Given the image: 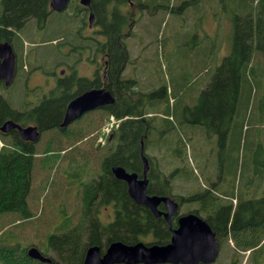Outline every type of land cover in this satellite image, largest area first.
<instances>
[{"label": "trees", "instance_id": "1", "mask_svg": "<svg viewBox=\"0 0 264 264\" xmlns=\"http://www.w3.org/2000/svg\"><path fill=\"white\" fill-rule=\"evenodd\" d=\"M199 1L202 0H194V3ZM90 2L94 13L93 23L99 26L97 33L102 35V38H95L94 45L100 50L106 49L107 62L102 67H97L91 78L74 75L65 76L63 79L55 77V84L44 95L38 91L29 94L25 86L23 88L25 94L22 97L19 95L18 99L22 101L18 104L10 102L0 92V124L5 119L12 118L22 125L37 124L41 131L49 129L44 145L39 148L40 153L37 152L36 142L20 138L15 129L10 132L0 131V264H82L89 245L99 244L103 250L113 240L127 243L138 240L159 243L169 241L171 232L166 220L162 216H155L144 205L136 203L129 196L125 181L116 178L111 171L113 165H121L128 171H136L139 174L142 172L141 140L144 145L143 153L149 161L148 192L171 195L179 201V204L181 202L195 204L189 211H195L206 219L221 245L223 242H229V239L232 240V252L228 260H223L219 264H240L239 255L246 251L249 252V259L255 252L260 254L264 249V187L263 189L260 187L261 181H264V172L261 174L250 172L255 178L249 181L258 180L255 184L257 193L253 197H246L250 195V186L237 194L222 192L218 187L220 184L226 185L225 172L222 169L217 170V181H210L207 171H210L211 165H215V162L209 161L206 157L203 160V170L207 176L205 175L203 179L209 185L207 187L199 185V188L185 195L173 194L172 182L175 178L184 175L188 179L191 176L197 178L196 175H192L193 168L186 165L177 166L164 173L155 157L146 152L145 143L153 131L162 137L165 132L175 130L174 128L179 124L184 133V126L181 123L186 122L201 124L207 131L210 129L211 134H218L219 143L225 149V139L230 124L238 111L239 97L246 95L244 108L247 109L250 92H255L261 87L264 89V83L262 84L259 78L262 76L263 60L260 55H264V3L259 4L260 8H251L252 12H247V17L237 15L234 18V32L229 52L220 62L214 64L212 74L204 86L198 88L190 104L185 101L184 95L181 97L175 89L173 94L177 98L171 108L166 97L161 99L162 102L155 104L150 99L152 94L135 88L138 85L136 77L124 74L129 60L126 36L132 34L130 27L134 24L132 12L125 11L124 7L133 4V0H90ZM159 2L161 3L160 0ZM191 3L193 4V1L185 0L179 8L185 6L188 8ZM154 5L156 7V4ZM170 5L174 10L176 6L174 2ZM80 6L85 13L88 11L87 7ZM241 7L246 9L245 5ZM51 11L49 0H0V40H9L12 46H16L22 52L24 41L21 40L18 31L30 18L34 19L37 28L42 29ZM75 11L77 18L81 19L83 24L84 14H80L79 5ZM126 26L129 30L124 32ZM15 53L16 60L18 59L19 66L22 67L25 61L22 55L19 56L18 51ZM258 63L261 65L256 68ZM104 70H106V87L113 94L114 101L98 107L93 113L98 111L102 115L113 114L121 121L112 130L104 145L95 148L94 141L90 140L80 145L77 140L81 135L91 131L90 129L84 128L75 136L71 127H59L67 102L76 94L69 91L65 81L67 78L71 82L77 80L82 87L87 85V88L99 86L103 80ZM30 72L25 71L28 74L26 79ZM0 85L5 86L3 83ZM165 89L166 86L163 85L159 90L164 92ZM258 106L261 108V117L264 113L263 100L258 101ZM152 108H154L151 110L153 113L148 114V109ZM170 113L174 117L172 120L168 116ZM159 116L161 118L158 120ZM173 120L178 124L176 125ZM248 122L242 119V127L247 126ZM90 125L91 129L100 126L96 119ZM183 141L186 139L182 141L176 139L172 147L174 154L181 159L186 153V147L181 144ZM250 144L251 147L257 148L260 141H251ZM89 146L94 147L92 153L99 159L97 169L90 173L78 159L88 158ZM100 148L104 150L100 151ZM213 150L211 146L203 154L208 156ZM36 153L43 155L41 162L46 171L38 189L33 191L32 167ZM222 153L224 152L220 151L218 154L221 156V166L225 164ZM64 160L70 168L65 174L69 182L64 186L67 187V184L75 182L74 186L78 191L75 194V202L78 201V206L74 207L71 213L62 210L59 214L60 220L52 221L50 228L43 232L44 234L41 233L42 235L37 239L36 237L26 239L20 231L6 229V226L12 222L27 220L26 225H32L35 219L40 220L41 210L36 212L33 210L28 196L31 195L32 190V202L35 204L41 196L39 189H45L48 184L56 183L57 170ZM246 164L248 165L247 162ZM53 170L54 174H52ZM80 171H84L82 175L78 174ZM219 179L222 182H218ZM102 207L111 208V211L103 214ZM10 211L19 215L12 222L11 219L3 217ZM23 226L15 228L20 230ZM149 235L152 240H146ZM31 245L37 246L51 260L42 261L30 257L27 248ZM206 264L218 263L214 261Z\"/></svg>", "mask_w": 264, "mask_h": 264}, {"label": "rangeland", "instance_id": "2", "mask_svg": "<svg viewBox=\"0 0 264 264\" xmlns=\"http://www.w3.org/2000/svg\"><path fill=\"white\" fill-rule=\"evenodd\" d=\"M141 1L133 0L134 3L132 5L127 4L124 7L125 11L132 12L134 19V24L130 27L132 34L126 36L129 48V60L126 63L124 74L136 77L138 85L135 88L139 89V91L152 94L150 95V99L155 104L162 102L161 99L166 97L171 108L177 98L173 94L175 89L177 90V94H181V97L184 95L185 101L190 104L198 88H202L212 74L215 67L214 64L220 62L222 57L229 52L232 33L234 32V18L237 15L247 17V12H252L251 8H260L258 7L259 4L264 3V0H255V2L253 0H202L197 3L191 0L193 4L191 3L188 8L185 6L180 9L179 7L184 4L185 0H169L168 3L167 0H160L161 3L159 0H152L148 3L143 2L144 0ZM173 2L176 5L174 10L170 5ZM74 4L79 5L81 9L80 14H84L85 26H83V33H88L90 28L87 26V12H84V9L80 6L81 4H78V0H71L69 5L63 10H52L42 29L37 28L34 19L30 18L18 31L21 40L24 41L22 52L16 46L13 47L15 52L18 51L19 56L22 55L25 63L20 67L18 61V72L10 85H0L1 94L10 102L18 104V102L22 101V99L18 98L20 97L19 95L22 97L25 94V90H23L25 86H27L29 94L31 92L37 93V91L47 94L56 82L55 72L57 73V70L61 67L66 68L63 72L68 71V67L64 65L65 63H71L79 74H82L80 72H88L89 76H91V64L89 62L80 63L76 61L75 65L74 54H69V41L73 44L82 42L81 33L78 30L82 21L76 16V11L73 8ZM153 4H156V7ZM241 5H245L247 10L241 7ZM243 10H246V12ZM95 26L98 27V25ZM127 30H129L128 26L124 28V32ZM95 31L97 32V29ZM96 34L98 35L97 37L102 38L101 34ZM203 49H208L209 52V58L205 61V64L203 62L200 63L199 60V55L203 52ZM260 56L263 57V60L261 68L262 76L259 78H261V83L263 84L264 55L261 54ZM102 65L103 62L101 60L94 67L96 69L98 66L102 67ZM260 65L261 63H258L256 68ZM30 70L32 71L30 72ZM25 71L30 72L27 79L26 76L28 74ZM184 75L185 78L183 79ZM163 85L166 86L164 92L159 90ZM245 96L244 94L239 97L238 111L230 124L225 139V149L219 143L218 134H211L210 129L207 131L201 124L194 125L182 122L181 125L184 126V133L180 129L179 124L177 128H174L175 130L171 129L165 132L162 137L154 131L148 137L147 143H145V150L155 157V160L159 163V168L164 173H167L174 167L186 165L187 167H192V175L197 176V178L191 176L188 179L182 173L184 176L175 178L172 182L173 194L179 193L185 195L193 189L199 188V185L203 187L209 185L203 179L206 175L203 170V160L206 157L209 158V161L215 162V165H211L210 171H207L210 181H217V170L222 169L225 172L226 185H219L218 183V190L230 193L235 192L237 194L239 191H244L245 187L249 188L250 186V193L247 192L250 195L246 196L245 194V196L253 197L257 193L255 184L258 180L252 182L249 179L255 178V173L261 174L264 172V113L260 117L261 108L258 106L259 100H263L264 102V89L261 87L255 90V92H250L247 109L244 108V104L246 103ZM159 108L160 106L156 109L158 110ZM96 109L85 112L79 118L69 123V127L74 130L75 136L84 128L91 130L83 136L81 135L82 137L80 136V139L77 140L80 145L90 140L94 141L95 148L100 147V145L106 143V139L111 132L110 130L107 135H104L105 139L103 142L97 141V137L102 132L101 127L108 120L110 114L102 115L98 111L93 113ZM153 109H148V114L153 113L151 112ZM158 114L162 115L160 112ZM168 116L171 120L174 119L171 113ZM160 118L161 116L157 119L159 120ZM94 119L99 122L100 126L98 128L96 126V129L92 127V129L94 128L92 130L90 124H92ZM242 119L249 121L247 126L242 127ZM173 121L176 125L178 124L176 120ZM48 131L49 129L41 131L40 137L36 141L38 153L41 151L39 148L45 143L44 140ZM56 134L60 133L56 132ZM188 136L190 137L188 138ZM176 139L179 141L186 139V141L181 143L186 147V153L183 154L182 159L176 156L172 150ZM251 141H260V144L257 148H254L251 147ZM197 145L201 146L198 147ZM211 146L214 148L213 152L208 154V156L203 154ZM93 150L94 147L89 146L87 152L88 158H78L79 162L83 163L82 166L87 167L88 173L98 167L99 159L97 156L94 157ZM103 150L101 149L100 151ZM220 151L224 152L222 155L224 156L225 164L222 166L220 165L221 156L218 155ZM38 153L34 155L32 167L31 186L33 191L36 188L38 189V185L46 171L41 162L43 155ZM59 168L57 170L56 183L53 185L48 184L45 189L40 188L39 192L41 191V196L36 200L35 204L32 202V190L31 195L29 194L28 196L33 210L35 212L41 210L42 215L40 220L35 219V223L32 225H26L28 223L27 220L19 223L12 222L19 215L17 212L10 211L3 216L5 219L6 217L11 219L10 222H12L6 226V229L10 231L13 229L16 232L20 231L21 235L26 239L35 237L37 239L42 235L41 233L50 228L52 221L54 222L59 219V214L62 210L66 213H71L72 209L78 206V201L75 202V194L78 192L74 186L75 182L67 184V187L64 186L65 183L69 182H67L68 178L65 176L66 170L70 169L65 160L61 162ZM83 172L80 171L78 174L82 175ZM250 172L254 174L251 175ZM52 174H54V170ZM218 182L222 181L219 179ZM261 182L262 185L260 187L263 189L264 181ZM233 203H235V200ZM194 206L195 204L181 202L179 204V211L186 212ZM103 208L101 209L103 214L111 211V208ZM21 225L24 226L20 230L15 228ZM146 240H152L151 235ZM232 243V240L229 239V242L226 241V243L220 244L219 254L216 259L218 264L223 260H228L232 252ZM248 253L246 251L239 255L240 264H264V249L260 254L255 252L251 259H249Z\"/></svg>", "mask_w": 264, "mask_h": 264}, {"label": "water", "instance_id": "3", "mask_svg": "<svg viewBox=\"0 0 264 264\" xmlns=\"http://www.w3.org/2000/svg\"><path fill=\"white\" fill-rule=\"evenodd\" d=\"M88 7V24L92 26L94 13L90 0H79ZM69 0H49L52 10H63ZM16 53L9 40H0V84L10 85L16 75ZM114 101V96L106 87V70L103 71L101 85L90 87L72 97L66 104L59 127H66L85 112L104 106ZM15 129L20 138L36 142L40 137L37 124L22 125L12 118L0 124V131L10 132ZM141 157L143 169L139 174L128 171L121 165H113L111 171L116 178L125 181L129 196L144 205L155 216H163L171 228L169 241L165 243L138 240L133 243L121 240L111 241L103 250L99 244L89 245L85 251L82 264H198L216 261L220 242L210 224L195 211H179V201L171 195L148 192L149 178L147 175L149 161L143 153ZM162 203L164 209L158 205ZM177 215L176 226L172 227V217ZM27 254L35 259L50 261L35 245L27 248Z\"/></svg>", "mask_w": 264, "mask_h": 264}, {"label": "flooded vegetation", "instance_id": "4", "mask_svg": "<svg viewBox=\"0 0 264 264\" xmlns=\"http://www.w3.org/2000/svg\"><path fill=\"white\" fill-rule=\"evenodd\" d=\"M70 1L71 0H69V2ZM69 2L67 4V6L69 5ZM78 4H81L79 0H78ZM81 5L84 6V7H86L83 4H81ZM131 5H132V3H131ZM77 6L78 5L74 4V7L73 8L76 10ZM87 16H88V11H87ZM87 21H88V17H87ZM93 24H92V26H89V24H87L88 28H90V30H89L88 33H83V29H84L83 26H85L84 23L81 24V25H79L78 30L81 33L82 42L81 43H75V44H73L71 41H69L70 47L68 46V48H69V54L73 53L74 56H75V65H76V61H79L80 63L89 62L91 64V69H90V71L92 72L91 76H89L88 72H85V73L84 72H80L82 74H79L78 71H77V69L74 68V66L71 63H65L64 65H65V67H68V71L67 72H63V70H66V68H62V67L59 68L57 70V73L55 72V77L56 78L58 77V78H62L63 79V77H65V76H73V75L75 77L81 76V77L91 78L93 76L94 71H95L94 65L98 61H101V60L103 62V65L107 62V57H106L107 56V52H106V49L105 50H100L99 48H97L96 45H94L95 44V38H97V36H98L96 34L97 32L95 31V29L98 30L99 29V26L97 27V26H95ZM16 62L18 63V59L16 60ZM17 72H18V68H16V74H17ZM62 79H61V81H62V84H63V80ZM65 83H67L66 86L69 87L68 89H69V91L71 93H75L76 92V94L74 96H76L77 94L81 93L82 91L88 89L87 88V85H86V87L85 86L82 87L81 84L78 83L77 80H73L71 82L67 78L66 81H65ZM62 89L63 88H61V91H62ZM40 94L41 95H44L46 93H40ZM68 126H69V124L66 127H68ZM158 207L160 209H164V206H163L162 203H160L158 205ZM176 218H177V215H174L172 217V221H173L172 222V225H171L172 227H175L176 226V221H177ZM168 227L170 228L169 224H168ZM170 232H171V228H170Z\"/></svg>", "mask_w": 264, "mask_h": 264}, {"label": "built area", "instance_id": "5", "mask_svg": "<svg viewBox=\"0 0 264 264\" xmlns=\"http://www.w3.org/2000/svg\"><path fill=\"white\" fill-rule=\"evenodd\" d=\"M120 119L115 117L113 114H110L108 116V120L105 121V123L102 125L101 129H102V133L97 137V141L99 142H103L105 139L104 134H108L109 131L112 130L118 126ZM110 132V133H111ZM1 144V141H0Z\"/></svg>", "mask_w": 264, "mask_h": 264}, {"label": "crops", "instance_id": "6", "mask_svg": "<svg viewBox=\"0 0 264 264\" xmlns=\"http://www.w3.org/2000/svg\"><path fill=\"white\" fill-rule=\"evenodd\" d=\"M209 58V52L208 49H203V52L199 55L200 63H204ZM198 146V145H197Z\"/></svg>", "mask_w": 264, "mask_h": 264}, {"label": "bare ground", "instance_id": "7", "mask_svg": "<svg viewBox=\"0 0 264 264\" xmlns=\"http://www.w3.org/2000/svg\"><path fill=\"white\" fill-rule=\"evenodd\" d=\"M121 121V120H120ZM102 133V132H101ZM104 135H106V134H104ZM110 135V134H109ZM107 137V136H106ZM38 141V140H37Z\"/></svg>", "mask_w": 264, "mask_h": 264}]
</instances>
